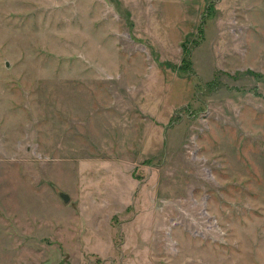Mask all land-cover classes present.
<instances>
[{
  "label": "rangeland",
  "instance_id": "rangeland-1",
  "mask_svg": "<svg viewBox=\"0 0 264 264\" xmlns=\"http://www.w3.org/2000/svg\"><path fill=\"white\" fill-rule=\"evenodd\" d=\"M0 264H264V0H0Z\"/></svg>",
  "mask_w": 264,
  "mask_h": 264
},
{
  "label": "water",
  "instance_id": "water-1",
  "mask_svg": "<svg viewBox=\"0 0 264 264\" xmlns=\"http://www.w3.org/2000/svg\"><path fill=\"white\" fill-rule=\"evenodd\" d=\"M59 195L64 201L67 199V194L65 192H59Z\"/></svg>",
  "mask_w": 264,
  "mask_h": 264
},
{
  "label": "trees",
  "instance_id": "trees-1",
  "mask_svg": "<svg viewBox=\"0 0 264 264\" xmlns=\"http://www.w3.org/2000/svg\"><path fill=\"white\" fill-rule=\"evenodd\" d=\"M183 60H185V62H186V58L185 59H183ZM187 63V62H186Z\"/></svg>",
  "mask_w": 264,
  "mask_h": 264
},
{
  "label": "crops",
  "instance_id": "crops-1",
  "mask_svg": "<svg viewBox=\"0 0 264 264\" xmlns=\"http://www.w3.org/2000/svg\"><path fill=\"white\" fill-rule=\"evenodd\" d=\"M2 260H4V256H3Z\"/></svg>",
  "mask_w": 264,
  "mask_h": 264
}]
</instances>
